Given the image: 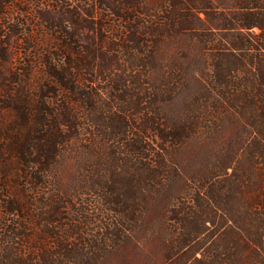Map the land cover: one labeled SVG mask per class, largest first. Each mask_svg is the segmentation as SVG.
I'll use <instances>...</instances> for the list:
<instances>
[{
    "label": "trees",
    "instance_id": "1",
    "mask_svg": "<svg viewBox=\"0 0 264 264\" xmlns=\"http://www.w3.org/2000/svg\"><path fill=\"white\" fill-rule=\"evenodd\" d=\"M69 2L0 0V264H264V0Z\"/></svg>",
    "mask_w": 264,
    "mask_h": 264
},
{
    "label": "rangeland",
    "instance_id": "2",
    "mask_svg": "<svg viewBox=\"0 0 264 264\" xmlns=\"http://www.w3.org/2000/svg\"><path fill=\"white\" fill-rule=\"evenodd\" d=\"M29 5L24 4H17L18 5V11L21 10H28L27 12L31 11L33 13L39 11V9H54L52 5H54L55 2H66V0H26ZM36 1V2H35ZM34 3L32 5L31 3ZM69 2V0H68ZM41 3L40 5H37ZM70 3V2H69ZM38 6V7H37ZM57 11V10H56ZM180 186L174 185L169 189L164 190L160 196H158L154 202L148 207L147 211L143 215L139 228L136 232V241L140 244L141 250H144V252L147 253H155L156 252V245L150 241V235L149 232L151 230H156L160 226V213L164 210V207L169 202V200L176 196V194L179 193ZM134 243V241H133ZM134 245L132 243L126 242L122 244L112 259H110L109 264H121L124 263L123 258L130 254L134 250ZM131 256V255H129ZM129 264V263H124ZM130 264H134L133 262Z\"/></svg>",
    "mask_w": 264,
    "mask_h": 264
}]
</instances>
